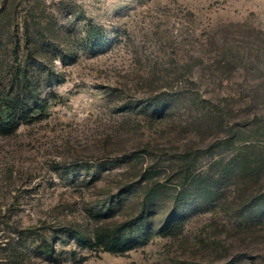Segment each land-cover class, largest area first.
I'll use <instances>...</instances> for the list:
<instances>
[{
	"label": "rangeland",
	"instance_id": "1",
	"mask_svg": "<svg viewBox=\"0 0 264 264\" xmlns=\"http://www.w3.org/2000/svg\"><path fill=\"white\" fill-rule=\"evenodd\" d=\"M24 31L44 103L0 133V264H264V165H235L264 153V0H0V96ZM91 211L145 243L64 233Z\"/></svg>",
	"mask_w": 264,
	"mask_h": 264
},
{
	"label": "trees",
	"instance_id": "2",
	"mask_svg": "<svg viewBox=\"0 0 264 264\" xmlns=\"http://www.w3.org/2000/svg\"><path fill=\"white\" fill-rule=\"evenodd\" d=\"M86 33L87 35L90 33V31H98V39L93 40L94 44H99L100 40L102 38L101 29L94 26V24H88L86 26ZM24 40L21 42L15 43V51L14 53L18 55L20 54L21 48L25 49L29 55L24 54L22 55V60L19 61L17 66L14 67L15 73L13 78H11L10 83V89L5 94H2L0 96V133L2 134H10L13 131H15L20 123H29L34 119L32 116L33 113L37 112L38 109L43 110V103L44 100H40L36 96H29L28 93L31 89L30 86V80L28 77V71L26 67L28 66V60L31 59V41L28 39V31H24ZM23 46V47H22ZM48 80V83H52V80L50 78H45ZM10 90V91H9ZM33 102V104H31ZM216 117H211L208 119L213 120L214 118L218 119V116L221 115H215ZM202 120L199 122V125L201 126L200 129H206L213 125H218V127L223 126V122L219 120V122L216 124L212 122H208L205 119H199ZM210 125V126H209ZM240 128V129H239ZM239 128H237V133L240 132L243 136L249 133H254L256 131H260L258 127V122L255 120L254 123H249L248 121L244 122L243 125H239ZM231 132V129H230ZM235 132V133H236ZM234 133V134H235ZM245 149H252V148H258V143L255 141H249L247 144L244 145ZM261 158L254 160L253 162L248 160V157L240 158L239 161L235 162V165L238 164V170L237 169V175L241 173L242 175L246 170H251L252 172H255L258 167V162L263 163L264 165V153L260 154ZM263 155V156H262ZM250 172V171H248ZM247 172V173H248ZM246 173V174H247ZM246 174L243 176L245 178ZM215 177H225L219 175L217 172L214 173V179ZM258 177V174L255 175V178ZM250 178V177H249ZM206 178H202L200 174L195 175L190 183L191 184H197L202 182L203 185H208ZM216 181V180H215ZM139 183H142L140 181ZM138 183V185H139ZM201 185V184H199ZM93 222L91 228L89 229V235L84 236V234L81 232L80 229H74V227H65L64 233L71 235L74 237L77 241L84 243L85 245L89 247H96L101 248L102 250L109 252V253H123L130 249L133 245L140 244L143 245L146 241V238L143 236H140L138 238L134 236H128L127 233H125L121 227L118 226H112V224H106L104 222H101L99 219L103 218L100 211H91L90 216L88 217ZM172 225V222H169L165 229L170 228ZM53 252V246L52 244L47 243V241L44 242L43 245V252L42 254L46 257L47 255L51 254Z\"/></svg>",
	"mask_w": 264,
	"mask_h": 264
}]
</instances>
